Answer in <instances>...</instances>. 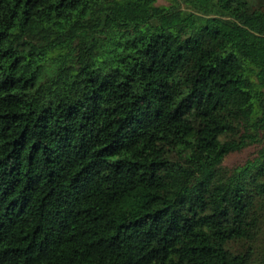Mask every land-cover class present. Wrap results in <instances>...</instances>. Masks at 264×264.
I'll return each mask as SVG.
<instances>
[{
	"label": "trees",
	"instance_id": "16d2710c",
	"mask_svg": "<svg viewBox=\"0 0 264 264\" xmlns=\"http://www.w3.org/2000/svg\"><path fill=\"white\" fill-rule=\"evenodd\" d=\"M0 264H264V0H0Z\"/></svg>",
	"mask_w": 264,
	"mask_h": 264
},
{
	"label": "rangeland",
	"instance_id": "374dc122",
	"mask_svg": "<svg viewBox=\"0 0 264 264\" xmlns=\"http://www.w3.org/2000/svg\"><path fill=\"white\" fill-rule=\"evenodd\" d=\"M157 4H165L167 0H156ZM259 146L252 144L244 147L241 151L230 153L224 160L223 165L230 167L237 163H241L251 156Z\"/></svg>",
	"mask_w": 264,
	"mask_h": 264
}]
</instances>
